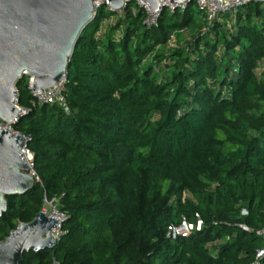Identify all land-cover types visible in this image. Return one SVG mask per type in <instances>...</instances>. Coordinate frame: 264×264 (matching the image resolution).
Returning a JSON list of instances; mask_svg holds the SVG:
<instances>
[{"label":"trees","instance_id":"trees-1","mask_svg":"<svg viewBox=\"0 0 264 264\" xmlns=\"http://www.w3.org/2000/svg\"><path fill=\"white\" fill-rule=\"evenodd\" d=\"M144 16L134 0L94 8L62 81L67 110L32 103L28 76L16 79L28 110L11 129L38 179L6 196L0 240L44 198L66 214L54 243L18 264H251L263 246L264 2L208 21L194 0ZM195 212L199 229L165 236Z\"/></svg>","mask_w":264,"mask_h":264},{"label":"water","instance_id":"water-1","mask_svg":"<svg viewBox=\"0 0 264 264\" xmlns=\"http://www.w3.org/2000/svg\"><path fill=\"white\" fill-rule=\"evenodd\" d=\"M94 1L102 0H0L1 121L12 124L22 114L14 102V84L23 74L30 75L33 90L63 81L76 37L94 14ZM126 1L107 0L116 11ZM143 1L154 9L163 0ZM24 144L22 133L0 129V215L7 195L22 194L33 185ZM56 218L40 209L31 220L19 221L0 240V264H18L23 252L50 246Z\"/></svg>","mask_w":264,"mask_h":264},{"label":"built area","instance_id":"built-area-1","mask_svg":"<svg viewBox=\"0 0 264 264\" xmlns=\"http://www.w3.org/2000/svg\"><path fill=\"white\" fill-rule=\"evenodd\" d=\"M135 3L139 6H141L145 10V16L143 19V22L146 25H151L156 22V17L157 14L161 8V6L166 5L169 9H173L176 6H179L181 8L184 7L185 1L175 3V2H169L168 0H163L158 4V6L154 9L148 8L145 1L143 0H134ZM196 6L201 10L203 13V17L205 18L206 21L212 19L215 17L218 13L220 12H233L240 4L243 2L241 0H194ZM264 2V0H259ZM103 2L107 7H109L107 0H102V1H94L93 6L94 8L99 4ZM125 4V3H124ZM110 8V7H109ZM131 12H134V6H130ZM168 43H173V35L170 34L168 39ZM27 75V74H26ZM28 76V87L30 89V92L33 95V102L36 103H44V102H58L60 105H62L64 110H67V106L65 104L63 95L61 93V88H62V81L53 83L49 86H46L44 88L38 89V90H33L30 84V75ZM15 89V86H14ZM15 95H16V89H15ZM14 102L16 104V96H14ZM17 105V104H16ZM22 113L26 112L28 110V107L20 106L17 105ZM2 127L9 128L11 129V124L5 121L0 120V129ZM13 131V130H12ZM16 132V131H14ZM22 150L24 154L26 155V159L28 161V171L33 175L34 178L38 179L37 175L35 174L33 168H32V163H31V152L24 146L22 147ZM48 201L51 205V210L48 215H55L57 216L56 218V223L55 225L50 229V234L53 236V241L51 245L54 243V241L57 239L58 234L60 232V223L61 221L65 218L66 214L63 210L59 209L56 206V197H51L50 199L44 198V201ZM43 209V208H42ZM44 210V209H43ZM45 211V210H44ZM202 225V218L201 216L195 212L194 213V218L189 219L186 215L182 214L178 218L177 221L171 222L166 225V230H165V236L169 238H174L176 236H184L190 233L194 229H199ZM240 226L243 230H249L250 228L244 224L240 223ZM255 232L259 234L262 237L263 240V246L260 248H257L255 251V258L251 262V264H261L260 263V257L264 254V223L259 227L255 229ZM50 245V246H51ZM50 264H54L53 262Z\"/></svg>","mask_w":264,"mask_h":264},{"label":"rangeland","instance_id":"rangeland-1","mask_svg":"<svg viewBox=\"0 0 264 264\" xmlns=\"http://www.w3.org/2000/svg\"><path fill=\"white\" fill-rule=\"evenodd\" d=\"M117 13L121 14L122 9L117 10ZM196 30H197V28H195V27H189V28L184 29L182 32H183L184 36L187 37L190 32H195ZM42 208L45 210L46 213H49V211L51 210V205L48 201L45 200L43 202Z\"/></svg>","mask_w":264,"mask_h":264}]
</instances>
